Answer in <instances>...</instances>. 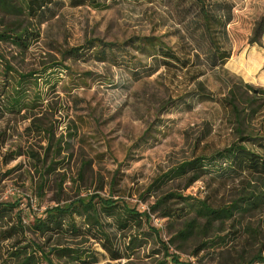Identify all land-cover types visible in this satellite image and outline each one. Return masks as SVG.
<instances>
[{"label":"rangeland","instance_id":"obj_1","mask_svg":"<svg viewBox=\"0 0 264 264\" xmlns=\"http://www.w3.org/2000/svg\"><path fill=\"white\" fill-rule=\"evenodd\" d=\"M50 8L41 24L22 21L39 33L26 51L0 41V71L6 60L21 73H42L35 74L38 85L29 81L27 86L30 95L38 96L35 108L14 118L0 104V202L18 199L14 212L21 210L26 224L59 200L92 193L146 210L171 184L165 178L166 184L150 187L168 169L234 139L230 117L217 101L227 91L225 84L264 87V36L262 46L248 43L255 21L264 15V0H206L205 9L222 20L213 35L231 52L227 73L210 67L194 0H113L103 9L55 0ZM10 20L0 11V31ZM135 40H146L143 49L133 45ZM151 42L194 66L186 71L175 61L163 65ZM72 47L83 49L77 56L66 54ZM200 69L205 74L197 80L210 94L200 95L192 81ZM249 179L260 190L258 180ZM236 183L204 179L182 192L228 200L235 197ZM105 222L128 259L111 260L93 239L62 242L93 250L98 259L93 264H154L162 258L159 240L144 235L145 226L120 230L113 220ZM150 222L171 252L193 264H240L264 254V204L241 219L217 223L206 236L184 241L174 239L182 219L151 215ZM26 236L38 240L30 231ZM133 238L137 245L131 249ZM202 241L208 245L194 253Z\"/></svg>","mask_w":264,"mask_h":264},{"label":"trees","instance_id":"obj_2","mask_svg":"<svg viewBox=\"0 0 264 264\" xmlns=\"http://www.w3.org/2000/svg\"><path fill=\"white\" fill-rule=\"evenodd\" d=\"M55 0H0V11L14 20L5 21V28L0 31V41L14 45L20 51H26L31 44L38 40L39 33L29 31L22 21H34L41 24ZM113 0H69L74 7L89 6L103 9ZM199 4L202 33L207 36L209 46V60L211 69L227 73L225 63L231 52L221 48L213 35L214 27L222 25V20L214 13L205 9L206 0H194ZM22 18V19H21ZM11 19V18H8ZM225 24L223 23V27ZM264 36V15L254 23L249 44L262 46ZM146 40H135L133 45L143 49ZM98 51L101 44L97 43ZM158 54L162 57L163 65L175 61L181 69L189 71L193 62L177 57L170 49L158 44ZM83 47H72L66 50L68 55H79ZM61 66V64H58ZM45 69L43 72H46ZM24 74L15 70L6 60L0 71V104L3 111H7L17 118L24 109H33L38 103V96L30 95L28 83L33 81L38 85L35 74ZM205 74L200 69L192 77L200 95L210 94L202 81L197 80ZM227 91L218 98V102L228 113L234 139L220 149L209 153L192 155L168 169L150 186L159 187L172 182L163 188L160 194L144 211H139L126 200L113 195L105 197L98 193L86 194L62 203L47 207L43 216L34 217L31 223H25L19 206V200L0 202V264H93L98 259L93 250L83 247L64 245L62 241L71 239H93L99 242L108 253L111 260L129 258L123 250L116 247L113 233L108 230L107 219L113 220L120 230L142 228L144 235L152 234L160 242L163 256L154 264H193L190 260H181L179 255L171 252L169 245L160 237L159 229L151 225V215L167 219H182V226L177 230L174 239L187 240L194 236H206L215 225L235 221L251 214L264 204V87H254L251 84L240 82V86L226 83ZM243 88L241 91L240 89ZM241 91V93L239 92ZM209 97V96H208ZM24 119V118H23ZM38 161L39 158H38ZM42 161H40L41 163ZM249 177L257 179L259 187L251 184ZM207 179L227 186L236 183L233 189L235 196L228 200H219L210 196L195 198L182 191L198 180ZM169 180V181H170ZM177 183H183L179 187ZM172 185V187H171ZM149 187V189H150ZM180 190V191H179ZM30 231L38 240L27 238ZM135 238V237H134ZM131 242V249L135 239ZM39 239H43L39 242ZM139 241V240H138ZM207 242L202 241L194 253L205 249ZM264 264V254L258 252L248 261L240 264ZM124 264H136L127 260Z\"/></svg>","mask_w":264,"mask_h":264}]
</instances>
